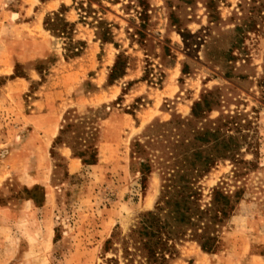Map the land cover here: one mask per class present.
<instances>
[{
	"label": "rangeland",
	"instance_id": "1",
	"mask_svg": "<svg viewBox=\"0 0 264 264\" xmlns=\"http://www.w3.org/2000/svg\"><path fill=\"white\" fill-rule=\"evenodd\" d=\"M241 1L216 0L209 22L206 0H144V17L137 0H67L73 42L84 41L72 55L67 39L19 25L8 7L19 0H0V264H126L112 234L125 235L160 189L156 170L141 188L131 144L150 124L188 117L206 90L211 118L237 115L252 165L236 182L221 159L201 179L205 200L221 180L244 194L214 253L185 240L167 264H264V22L227 60ZM105 27L112 43L100 45ZM68 144L95 148L96 162Z\"/></svg>",
	"mask_w": 264,
	"mask_h": 264
},
{
	"label": "trees",
	"instance_id": "2",
	"mask_svg": "<svg viewBox=\"0 0 264 264\" xmlns=\"http://www.w3.org/2000/svg\"><path fill=\"white\" fill-rule=\"evenodd\" d=\"M215 1L206 0L209 22L217 19L213 9ZM91 2L73 0L81 8L83 5L89 8ZM137 3L142 7L138 14L144 17L146 2L137 0ZM237 7L241 22L232 29L234 39L226 51L229 61L235 58L234 49H244L243 40L249 33L261 31L258 20L264 22V0H242ZM66 9L62 5L57 11L46 14L43 28L52 35L67 39L70 53L77 55L79 45L84 41L73 42L74 22L64 18ZM80 19H85V16L80 14ZM95 22L99 25L104 23L102 20ZM172 25L175 26L174 23ZM143 27L140 26L138 34L144 35ZM94 28L97 30V26ZM96 30L94 35L97 40L112 43L108 27L102 31ZM185 66L181 72H184ZM118 68L119 62L115 59L108 83L112 84L116 79L111 81V75ZM122 75L123 71L118 77ZM223 76L229 77L227 72ZM216 102L212 91L206 90L192 103L188 117L150 124L143 134L144 139L138 138L132 142L131 157L138 159L141 188H145L147 176L156 170L160 175V189L153 208L140 213L125 235L112 234L126 264H167L175 255L177 245L185 240L195 241L207 253H214L218 249L221 228L237 208L244 187L235 183L231 189L229 181L221 180L210 189L205 200L200 181L217 161L228 159L234 168L232 177L237 182L250 169L252 161L239 155L241 143L237 115L221 112L217 117H210V112L216 109ZM64 131L60 130L58 138ZM63 143L67 144L65 141ZM69 147L72 155L81 158L82 163L96 162L95 148L87 153L86 150L76 151L73 146ZM112 243V239H107L105 248Z\"/></svg>",
	"mask_w": 264,
	"mask_h": 264
},
{
	"label": "crops",
	"instance_id": "3",
	"mask_svg": "<svg viewBox=\"0 0 264 264\" xmlns=\"http://www.w3.org/2000/svg\"><path fill=\"white\" fill-rule=\"evenodd\" d=\"M62 5L67 7L63 13L64 18L69 22H74L70 21L68 17L71 8L68 5L67 0H19V2H16L15 5H8V7L11 8L10 13L14 18L22 19L19 22L20 26L25 24L27 26L34 25L36 28L38 27L42 31H47L43 28L44 16L53 11H57ZM12 6H15V9H12ZM99 44L103 45L104 43L99 41Z\"/></svg>",
	"mask_w": 264,
	"mask_h": 264
}]
</instances>
